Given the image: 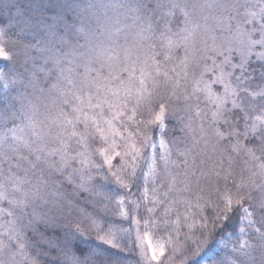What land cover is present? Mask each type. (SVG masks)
I'll use <instances>...</instances> for the list:
<instances>
[{"label":"snow or ice","instance_id":"snow-or-ice-1","mask_svg":"<svg viewBox=\"0 0 264 264\" xmlns=\"http://www.w3.org/2000/svg\"><path fill=\"white\" fill-rule=\"evenodd\" d=\"M0 264H264V0H0Z\"/></svg>","mask_w":264,"mask_h":264}]
</instances>
